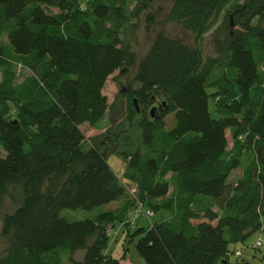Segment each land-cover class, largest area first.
Listing matches in <instances>:
<instances>
[{"label":"trees","instance_id":"1","mask_svg":"<svg viewBox=\"0 0 264 264\" xmlns=\"http://www.w3.org/2000/svg\"><path fill=\"white\" fill-rule=\"evenodd\" d=\"M131 1L135 16L150 3L0 0V206L11 187L24 195L3 217L0 264H126L123 256L106 255L108 228L125 224L131 236L137 202L154 214L141 218L161 217L132 235L145 264H230V246L262 230L264 0H169L168 21L197 44L160 32L140 61L127 40L137 28ZM146 20L149 29L156 14ZM209 33L216 56L205 58L201 42ZM19 67L28 72L21 81ZM135 68L126 119L143 116V150L118 156L137 199L69 220L64 210L94 211L127 196L106 143L89 145L81 127L109 113L103 93L109 77H128ZM155 104L161 108L152 116ZM171 114L175 125L167 130Z\"/></svg>","mask_w":264,"mask_h":264},{"label":"rangeland","instance_id":"2","mask_svg":"<svg viewBox=\"0 0 264 264\" xmlns=\"http://www.w3.org/2000/svg\"><path fill=\"white\" fill-rule=\"evenodd\" d=\"M234 0H231V2ZM244 0H241L242 3ZM172 7V2L169 0H150L149 7L146 11H141L135 16L138 9V4L136 2L129 3V10L131 12V23L137 24L135 33L129 35L127 38L128 43L130 44L132 50L136 53L139 61L147 54L149 51L153 40L160 32H163L165 35L170 38H178L184 43L190 46H196L197 41L194 34L189 31L184 30L180 25L170 22L167 19V15ZM49 13L56 14L59 11L54 8H46ZM148 13L156 14L157 20L156 24L148 29V23L146 16ZM233 26V22H232ZM2 45H7V37L4 36L1 40ZM201 48L204 53V57H214L216 52L213 45V36L211 33L207 34L201 42ZM135 69L130 71L128 77H123L119 72H116L114 75L109 77L107 80L104 95L107 96L110 104V111L106 115V118L101 121L96 126H91L85 124L81 127L82 131L85 133L86 143L89 145H104L105 150L109 154L108 162L114 172L118 175L121 182L127 187V196L122 199L123 204L112 203L110 205L98 208L94 211H85V210H64L62 216L66 217L69 220H84L86 218H92L96 213L104 210H117L122 209L121 207H127L128 202L132 199L133 190H137L135 185L127 184V179L125 175L127 174L126 164L121 157L118 156L119 152H135L136 150H143L141 140H140V129L139 122L142 120L143 116L139 115L135 118L134 121L129 122L126 119V110H127V101L128 97L132 94L129 90V86L132 84L133 77L135 75ZM260 71L264 72V64L260 66ZM19 81H21L25 75L28 74L27 71H24L20 67L17 70ZM137 85L134 84V88ZM209 94H213L214 90H208ZM153 107L156 109L161 108L160 105L155 104ZM211 111H215L214 102H211ZM150 114V113H149ZM175 125L174 114L169 115L166 118V129L170 130ZM229 140V150L233 147V140L231 132L227 133ZM2 153V152H1ZM242 174V169L235 170L231 177L230 182L235 183ZM171 175L168 176L170 179ZM173 188V184H171ZM24 195L20 187H11L9 196L6 198L5 202L0 206V231L3 217L6 214L14 212L18 206L22 204ZM215 211H218V207L214 208ZM133 214V211L131 212ZM160 215L157 214L151 219L140 218L136 223L132 220H129V232L131 236L126 237L127 227L125 224H116V227L113 229L109 227L110 234V243L108 250L106 251L107 256H113L114 258L120 259L122 256L126 259V264H145L141 256L138 254L135 244L138 240V237L132 238V235L139 229L144 228L148 229L151 224L155 221L160 220ZM128 221V220H127ZM128 223V222H127ZM261 232L253 235L245 244L239 243L236 245H231L229 248V263L230 264H264V244L260 250H255L254 246L256 245L259 238L264 241V225ZM246 247L245 252L238 255L239 257L244 254L242 259H237L234 255V251ZM260 248V247H258ZM84 252H78L76 258H82ZM124 254V255H123Z\"/></svg>","mask_w":264,"mask_h":264},{"label":"built area","instance_id":"3","mask_svg":"<svg viewBox=\"0 0 264 264\" xmlns=\"http://www.w3.org/2000/svg\"><path fill=\"white\" fill-rule=\"evenodd\" d=\"M132 196L135 199H137L138 192H137L136 189L133 190ZM137 203H138V209L135 211L134 220L139 219L141 217H151V216L154 215L151 210H146V209L143 208L142 204H140L139 202H137ZM263 244H264V241L261 238H259L257 243H256V245H255V247H257V248L260 247L261 248L263 246ZM236 253H237L236 255L238 256L242 252L241 251H237Z\"/></svg>","mask_w":264,"mask_h":264},{"label":"water","instance_id":"4","mask_svg":"<svg viewBox=\"0 0 264 264\" xmlns=\"http://www.w3.org/2000/svg\"><path fill=\"white\" fill-rule=\"evenodd\" d=\"M155 111H156V108L153 107V108L150 110V114L153 116ZM222 264H227V261H223Z\"/></svg>","mask_w":264,"mask_h":264},{"label":"crops","instance_id":"5","mask_svg":"<svg viewBox=\"0 0 264 264\" xmlns=\"http://www.w3.org/2000/svg\"><path fill=\"white\" fill-rule=\"evenodd\" d=\"M122 199H123V198H122ZM122 199H121V200H119V201H117V202H115V204H116V203H117V204L119 203L120 205H121V204H123V203H122ZM124 260L126 261V259H124ZM124 260H123V262L125 263V261H124Z\"/></svg>","mask_w":264,"mask_h":264}]
</instances>
